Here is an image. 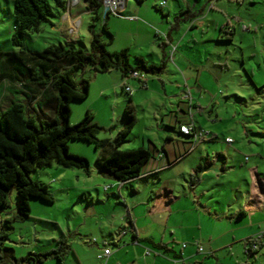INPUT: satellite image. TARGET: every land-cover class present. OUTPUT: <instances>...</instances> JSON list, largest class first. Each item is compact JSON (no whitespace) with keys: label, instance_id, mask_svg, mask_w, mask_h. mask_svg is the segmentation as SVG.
Returning a JSON list of instances; mask_svg holds the SVG:
<instances>
[{"label":"rangeland","instance_id":"obj_1","mask_svg":"<svg viewBox=\"0 0 264 264\" xmlns=\"http://www.w3.org/2000/svg\"><path fill=\"white\" fill-rule=\"evenodd\" d=\"M46 1L52 13L49 23H42L38 32L27 31L21 39L22 47H18L10 42L15 30L12 0H0V53L19 50L40 52L58 43L68 48L88 49L90 35L87 25L91 16L85 9L88 0ZM160 1L121 0L122 14L131 15L133 19L109 15L105 25L114 37L113 42L106 45L108 52L128 48L131 63L135 56L156 66L164 58L162 71L144 73L147 86L143 88L136 79L123 80L116 70L97 72L91 65L84 67L77 72V78L88 79V94L84 100L70 103L68 124L76 125L87 111L92 115L91 122L100 127L96 137L100 140L113 138L120 126L127 99L122 89L125 83L131 90L130 98L136 114L126 142L118 149L142 147L150 150L151 142L157 148L162 144L171 145L165 140L166 134L173 135L167 126L178 131V125L174 121L169 123L168 117L176 113L179 102L188 104L182 98L186 85L190 88L192 106L189 104L188 113L180 118L191 121L196 131L201 132V139L216 136L212 142L198 146H207L211 154L215 150L230 154L228 165L249 166L255 160L264 170V54L260 49L264 45V38L260 37L264 33V0H165L162 8L158 5ZM99 3L102 6L103 0ZM211 5L213 8L210 10ZM66 8L70 15L60 18ZM187 10L194 14L199 12L188 18ZM224 20L236 28L230 42L217 41L212 30L213 23ZM190 23L195 24L193 29H189ZM165 32L170 34L174 51L169 45H163L167 40ZM75 37H79V41L70 45L68 39ZM7 102L8 98L0 97V108H4ZM25 102L27 113L37 111L34 102ZM226 136L233 140L232 144L224 142ZM67 146L70 154L87 160L88 172L55 163L31 171L29 178L47 187L52 202L31 200L29 217L12 223L13 229L5 246L13 249L15 258L28 252L61 251V260L49 256L39 264H104L105 261L96 258L103 247L102 238H109L110 233L117 230L123 231L124 203L129 206L128 202L136 204L146 200L148 190L139 184V193L132 197H128L123 189L118 194L116 181L101 176L94 167L95 150L92 145L71 140ZM201 150L200 154L198 150L194 151L161 173L163 179L174 181L172 185L166 181L165 190L192 191L203 202H209L212 195L213 207L216 208L215 202L220 200L231 205L241 201L237 193L228 191L227 186H215L225 182V178L214 179L210 173L202 177L196 170L199 164L204 167L212 160ZM215 162L219 171L224 166L223 161L219 158ZM242 175L235 170L228 177L236 181L241 180ZM240 182L242 190H245V183L243 180ZM14 204L11 191L8 208L0 212L1 219L11 217ZM253 222H262L259 229L245 226V235L239 232L237 236L253 238L257 230L264 231V218L253 217ZM106 247L110 253L113 252L111 242ZM255 257L253 264H264V241Z\"/></svg>","mask_w":264,"mask_h":264},{"label":"trees","instance_id":"obj_2","mask_svg":"<svg viewBox=\"0 0 264 264\" xmlns=\"http://www.w3.org/2000/svg\"><path fill=\"white\" fill-rule=\"evenodd\" d=\"M87 4L85 9L91 14L87 25L90 35L87 50L68 48L58 43L40 52L19 50L0 53V97L8 98L6 106L0 108V212L8 208L11 191L15 198L11 217L0 218V264H39L49 256L61 260L59 250L28 252L23 257L15 258L13 249L6 247L5 243L12 232V223L29 217L31 200L52 202L47 187L29 178L31 171L55 163L88 172L87 160L68 152V141L78 140L92 145L95 150L93 164L99 174L124 184L141 175L143 167L157 150L152 143L150 150L142 147L123 151L118 149L126 142L136 114L130 94L124 90L125 83L122 89L127 99L120 126L113 138L100 140L96 137L100 127L91 122L92 115L87 111L76 125L68 124L70 103L84 100L88 94V79L77 78V72L84 67L91 65L97 72L116 70L123 80L130 79L129 73L132 71L143 75L156 74L164 68V58L156 66L140 57H133L131 63L128 48L108 52L106 45L112 43L113 35L108 31L105 20L114 14L103 12L99 0H88ZM51 16L46 0H12L15 30L10 36L11 44L22 47L21 39L27 31L38 32L40 25L49 23ZM231 31L228 28L227 34H231ZM137 81L140 86L145 83V80ZM25 101L34 102L37 111L27 113ZM44 108L47 112L43 111ZM186 123H177L178 133L190 137L193 144L197 141L193 134L179 132V125ZM192 132H196L194 124ZM132 236L135 240V236ZM262 239H245V253H255ZM252 245L255 248H251Z\"/></svg>","mask_w":264,"mask_h":264},{"label":"crops","instance_id":"obj_3","mask_svg":"<svg viewBox=\"0 0 264 264\" xmlns=\"http://www.w3.org/2000/svg\"><path fill=\"white\" fill-rule=\"evenodd\" d=\"M250 3L253 2L250 1ZM67 8L60 18H64L67 14L70 15ZM212 8L213 5L210 6V10ZM122 12L123 9L117 15ZM198 12H195V14ZM187 14L186 17L188 18L195 15L193 12ZM120 16L131 17V15L123 14ZM194 27L195 24L190 23L189 29ZM228 28L232 30L231 34H227ZM212 30L216 35L215 39L219 42L226 38L229 41L225 42H230L236 33V28L229 26L227 20L213 23ZM155 33L156 31H154ZM222 33L225 34L224 37L221 36ZM164 35L167 40L163 45L171 47L173 42L169 36L170 34L165 32ZM260 37L261 39L264 38L263 32ZM78 39L79 37L71 38L68 39V42L74 43ZM260 49L264 54V45ZM185 79L189 80V78ZM196 81L197 79L195 84ZM146 86V83L142 85L143 88H146ZM186 91L190 93V88L184 85L182 95ZM187 109L188 104L183 105L179 102L176 113L168 117V122L174 121L176 124L186 122L180 116L185 115ZM167 127L172 130L173 135L166 134L165 140L170 142L171 145L162 144L160 148H157L151 142L157 150L154 151L152 158L143 167L141 175L125 184L116 181L118 194L123 189L128 197H132L139 193L137 185L141 184L147 187L148 198L140 200L141 202L136 204L128 202L129 206L124 203L125 214L122 218L125 221V228L121 232L117 230L110 233V239L102 236V246H104V243L108 245L111 242L112 247H114L113 252L111 251L104 264H253L256 261V253L263 245L264 238L255 253H245L243 241L247 238L241 239V237L246 236L237 235L239 232H241V235H245L246 232L243 229L245 226L259 229L262 223L253 222V217L264 218V170L259 167V163L255 160L253 161L254 164L249 166H243L242 164L239 166L228 165V159L231 158L230 154H224L222 150H215L216 152L211 154L212 152L208 153L207 146H198L200 143L212 142L216 139V136L209 139H199L192 144L190 137L180 135L174 127ZM225 138L230 137L226 136ZM232 143L233 140L227 144ZM201 148L212 160L204 167L199 164L196 170L200 171L202 177L210 173V175L215 176L214 179L225 178V182H219L215 186H227L228 191L237 193L241 201L237 200L236 204L231 205L220 200L215 202L218 205L216 208L213 207L212 195L209 202H203L192 191L165 190L164 183L167 181L172 185L174 181L163 179L161 173L169 170L194 151L198 150L200 154L202 152ZM243 157L245 159V156ZM219 158L222 159L224 166H221L217 171L215 160ZM199 159L205 160L203 157ZM235 170H238L240 174H244L241 180L246 185L245 190H242L241 180L233 181L229 179L228 174ZM203 193L202 195H204ZM137 207L138 209L135 210ZM129 222L132 226H129ZM260 232L264 233L263 230H257L256 234ZM132 235L135 236V240H133ZM195 241L201 247V252L197 251ZM146 250L149 251L148 254H144Z\"/></svg>","mask_w":264,"mask_h":264},{"label":"built area","instance_id":"obj_4","mask_svg":"<svg viewBox=\"0 0 264 264\" xmlns=\"http://www.w3.org/2000/svg\"><path fill=\"white\" fill-rule=\"evenodd\" d=\"M77 1V0H76ZM120 2L121 0H103V5L101 6L102 9H103V12H109L111 14H114V15H117V11L120 12ZM159 7L162 8L163 6H165V0H161L159 2ZM129 19H132V17H129ZM171 49L172 51H174V47L171 46ZM171 51V53H172ZM129 77L130 79H136V80H139V81H144V75L142 73H139V72H136V71H132L131 73H129ZM124 90L126 92H128L130 94L131 90L128 86H126L124 88ZM183 99L187 100L188 101V106H190V97H189V93L186 91L182 97ZM190 104V105H189ZM193 131V123L190 121V122H187L186 124H182V125H179V132H181L182 134H193V137L195 140H199L202 138V134L200 131H196V132H192ZM225 141L227 143H230L231 142V139L230 138H225ZM264 233L260 232V233H257L255 236H254V240H259V239H262L264 236H263ZM195 246H196V249L197 251L201 252V247L199 246V244L195 241L194 242ZM184 246V245H182ZM251 248H255L254 245L251 246ZM149 251L146 250L144 252V254H148ZM110 255V250L109 248L106 247V244L104 243V246L101 248V251L100 253L97 255V259L99 261H105L107 259V257Z\"/></svg>","mask_w":264,"mask_h":264}]
</instances>
